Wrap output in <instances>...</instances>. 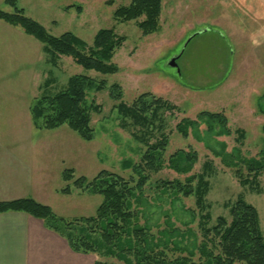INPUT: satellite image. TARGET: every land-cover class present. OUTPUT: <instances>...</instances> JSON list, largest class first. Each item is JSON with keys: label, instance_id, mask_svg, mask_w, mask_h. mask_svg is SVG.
<instances>
[{"label": "rangeland", "instance_id": "rangeland-1", "mask_svg": "<svg viewBox=\"0 0 264 264\" xmlns=\"http://www.w3.org/2000/svg\"><path fill=\"white\" fill-rule=\"evenodd\" d=\"M129 3L130 0H16L17 8L52 36L70 32L90 45L98 30L113 29L124 42L111 59L118 72L102 75L83 70L68 57L50 61L40 42L0 21V77L2 65H7L5 71L13 78L0 83V141H66V167L72 168L75 178L90 180L105 170L137 182L139 174L134 167L140 164L146 148L132 133L137 130L140 137L142 129H123L117 106L122 103L130 107L141 95L150 94L167 102V107L158 110L152 129L144 130L147 142L154 144L161 134L166 135V164L178 150L194 152L196 161L187 175L166 167L158 173L144 171L148 179L139 204L133 206L141 212L139 223L147 222L157 237L158 232L170 231V241L194 250V243L197 246L203 238V218L196 209L195 197L176 196L160 182H183L189 175H202L207 182L202 215L210 216L205 225L211 227L219 216L229 221L228 207L241 196L256 209L264 237V171L255 183L242 187L232 170L215 155L223 145L224 153L239 150L246 158L257 157L264 149V116L258 110L264 109V0H162L158 29L146 36L137 27L142 19H114V11ZM0 10L13 12L5 0H0ZM172 59L176 67L169 66ZM74 75H85L105 86L86 93L87 106H96L90 111V141H84L66 125L39 130L31 124L29 108L33 100L43 92L65 90ZM112 85L119 87L120 98L109 95ZM204 111L222 113L228 119L231 136L208 137L202 123L197 128L198 139L191 132L183 137L176 131L181 120H195ZM237 129L244 132L239 142L234 134ZM205 163H209L208 169ZM58 184L67 185L59 180ZM70 194L74 197L63 200L72 216L63 218L66 220L92 217L102 202L100 195L73 187ZM86 255H91L94 263L123 264L97 254ZM193 259L199 261L197 252Z\"/></svg>", "mask_w": 264, "mask_h": 264}, {"label": "trees", "instance_id": "trees-1", "mask_svg": "<svg viewBox=\"0 0 264 264\" xmlns=\"http://www.w3.org/2000/svg\"><path fill=\"white\" fill-rule=\"evenodd\" d=\"M162 0H130L128 6H121L114 11V19L119 22H137V27L143 35L154 33L158 29ZM13 9L12 13L0 10V21L20 28L27 36L33 37L44 46V51L51 60L59 57H68L83 70L94 71L102 75H113L118 72L117 66L111 63L117 49L124 38L117 35L113 29H100L94 35L89 45L70 32L60 36L50 35L43 26L24 15L22 9L17 8L16 0H5ZM103 83L85 75H74L67 81L65 90L55 94L41 93L33 100L29 108L31 122L39 130H54L63 125L75 132L84 141L93 138L90 127L92 106L86 104L88 90H101ZM110 96L120 98V90L116 85L110 87ZM167 102L154 99L150 94L141 95L128 107L120 103L117 108L120 114V126L123 129L141 128L140 137L137 130L132 136L146 148L140 164L134 167L139 179L125 180L109 171H100L94 178L83 176L74 177L72 169L62 172V180L67 184L60 190L62 194H70L71 187L88 194L102 197V202L96 213L88 218L66 220L56 216L45 205L39 204L30 198L0 202V214L20 212L39 219L44 226L62 237L70 249L79 254H97L101 257L114 259L123 264H264V237L260 229L259 216L256 209L248 204L243 197L229 205L228 221L219 216L211 227L208 214L202 215L205 209V192L207 182L203 176L189 175L183 182L179 180L163 181L160 185L166 190H172L176 196H194L195 205L203 218L201 224L202 240L192 251L178 246L170 241V231L158 232L159 237L153 235L146 225L139 223L140 211L133 206L138 205L142 196V187L149 173H158L163 168H169L179 175H187L196 161V154L192 151L178 150L168 157L167 164L164 152L167 146L166 135L161 134L154 144L146 140V133L152 129V121L159 109L167 107ZM259 113L264 116V109L258 107ZM205 126L206 136L229 137L232 132L228 127V119L222 113L201 112L197 119H183L176 131L183 137L191 132L199 138L198 125ZM146 133H144L145 131ZM264 132V126H263ZM237 141H241L244 132L235 130ZM207 138H203L206 140ZM224 145L220 153L221 163L232 170L238 184L242 187L256 182L264 171V149L257 157L246 158L240 155L239 150L231 154L224 153ZM209 168V163L204 164ZM143 170V171H142ZM196 181V184L193 183ZM138 192V196H136ZM143 216V215H141ZM170 232V233H168ZM173 234V233H172ZM195 252L199 261H194ZM94 264H110L96 261Z\"/></svg>", "mask_w": 264, "mask_h": 264}, {"label": "crops", "instance_id": "crops-1", "mask_svg": "<svg viewBox=\"0 0 264 264\" xmlns=\"http://www.w3.org/2000/svg\"><path fill=\"white\" fill-rule=\"evenodd\" d=\"M5 67L2 65L0 83L13 80ZM66 143L49 139L0 141V202L30 198L48 206L58 217H72L63 200L74 196L60 193L64 186L58 184V180L65 183L62 172L72 169L66 167ZM93 263L91 255L73 252L41 220L20 212L0 214V264Z\"/></svg>", "mask_w": 264, "mask_h": 264}, {"label": "water", "instance_id": "water-1", "mask_svg": "<svg viewBox=\"0 0 264 264\" xmlns=\"http://www.w3.org/2000/svg\"><path fill=\"white\" fill-rule=\"evenodd\" d=\"M175 59H172L171 62L169 63V66L171 67H176V64L174 62Z\"/></svg>", "mask_w": 264, "mask_h": 264}]
</instances>
